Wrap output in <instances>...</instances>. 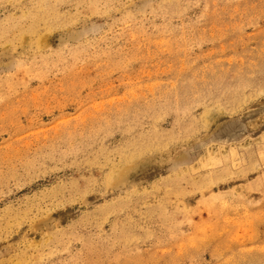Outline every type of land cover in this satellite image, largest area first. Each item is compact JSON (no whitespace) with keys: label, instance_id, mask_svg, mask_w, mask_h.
I'll return each instance as SVG.
<instances>
[{"label":"rangeland","instance_id":"1","mask_svg":"<svg viewBox=\"0 0 264 264\" xmlns=\"http://www.w3.org/2000/svg\"><path fill=\"white\" fill-rule=\"evenodd\" d=\"M0 264H264V0H0Z\"/></svg>","mask_w":264,"mask_h":264}]
</instances>
